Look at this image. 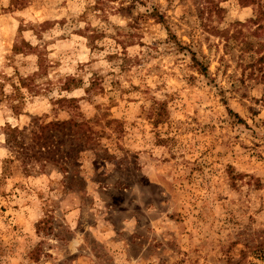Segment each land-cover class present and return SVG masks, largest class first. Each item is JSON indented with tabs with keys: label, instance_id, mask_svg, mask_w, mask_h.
<instances>
[{
	"label": "rangeland",
	"instance_id": "obj_1",
	"mask_svg": "<svg viewBox=\"0 0 264 264\" xmlns=\"http://www.w3.org/2000/svg\"><path fill=\"white\" fill-rule=\"evenodd\" d=\"M201 2L0 0V264H264L260 71L210 28L264 19Z\"/></svg>",
	"mask_w": 264,
	"mask_h": 264
},
{
	"label": "trees",
	"instance_id": "obj_2",
	"mask_svg": "<svg viewBox=\"0 0 264 264\" xmlns=\"http://www.w3.org/2000/svg\"><path fill=\"white\" fill-rule=\"evenodd\" d=\"M200 8L198 9L199 16L203 19V16L206 18H210L214 12L220 10L219 4L221 1L224 0H201ZM238 4L242 7L246 6H253L256 8V16L254 18H250L248 22L253 23L260 21L264 19V0H237ZM245 23L242 22H235L234 26H238V29H235L233 33H229V29H219L214 26H211V31L215 34H218L219 36L224 37L225 39L232 38L236 40L238 51L240 53V58L242 59L243 56H247L249 58L248 67L256 68L260 71V83L263 86L264 90V42L260 41H251V40H242L238 38V36L241 35V29L240 27L245 26ZM203 70H205L203 68ZM264 98V93H263ZM51 126H56V123H52ZM74 125L77 127H81L84 125H87L84 122L76 123L74 122ZM23 135L22 131H20L16 127H8L6 131V143L7 144H13L15 146L18 145V150L24 154L25 157H37V154L39 156L44 155L46 153H49L50 151H45V148L43 150L41 147L43 145H39V148L34 151L33 153H28L26 151V148L24 146L23 140H20V137ZM51 153V152H50ZM52 155V154H51Z\"/></svg>",
	"mask_w": 264,
	"mask_h": 264
}]
</instances>
